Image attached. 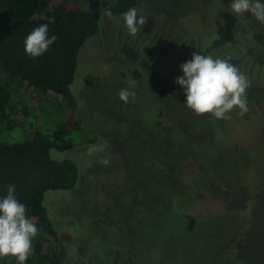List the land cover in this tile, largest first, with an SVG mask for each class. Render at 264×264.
I'll return each instance as SVG.
<instances>
[{"label": "rangeland", "instance_id": "obj_1", "mask_svg": "<svg viewBox=\"0 0 264 264\" xmlns=\"http://www.w3.org/2000/svg\"><path fill=\"white\" fill-rule=\"evenodd\" d=\"M113 2L77 0L101 24L78 54L71 85L87 142L54 153L72 158L82 179L72 192L44 196L63 264H264V24L233 13L234 42L208 52L231 0H138L147 21L136 35L101 11ZM194 52L230 58L247 75L244 116L237 109L217 120L185 106L175 80ZM121 88L135 93L128 103ZM50 101L40 104H57ZM188 215L196 223L185 233Z\"/></svg>", "mask_w": 264, "mask_h": 264}, {"label": "trees", "instance_id": "obj_2", "mask_svg": "<svg viewBox=\"0 0 264 264\" xmlns=\"http://www.w3.org/2000/svg\"><path fill=\"white\" fill-rule=\"evenodd\" d=\"M133 6L138 9V0H114L101 11L121 17ZM98 14L82 9L77 0H0V197L6 195L7 185L14 184L18 199L39 229L25 264H63L66 258L63 239L47 213L44 196L49 191L72 192L82 179V169L72 158L54 153L87 142L75 117L77 99L71 85L80 50L99 32ZM40 24H47L49 37L58 39L46 53L32 59L25 54L23 41ZM236 25L233 13H219L214 39L206 51L231 46ZM143 49L150 60L154 58L151 47ZM132 75L140 78L136 69ZM50 99L57 104H40ZM40 115L46 124L42 125ZM22 127L30 132L26 138H21ZM184 219L182 230L189 233L195 218L188 215ZM0 264H16V260L0 258Z\"/></svg>", "mask_w": 264, "mask_h": 264}, {"label": "clouds", "instance_id": "obj_3", "mask_svg": "<svg viewBox=\"0 0 264 264\" xmlns=\"http://www.w3.org/2000/svg\"><path fill=\"white\" fill-rule=\"evenodd\" d=\"M229 7L238 16L250 13L264 24V2L262 0H231ZM109 17L110 11L106 13ZM139 17V18H138ZM121 18L131 35H136L146 24L147 18L133 6L121 13ZM58 39L49 37L47 24L32 29L23 41L25 54L35 59L48 51ZM183 73L175 83L181 86L186 97L185 106L196 115L210 114L217 120L231 119L230 113L244 116L248 112L247 88L250 82L246 74L230 62V58L213 57L194 52L189 61L180 66ZM120 101L129 102L135 93L127 88L117 92ZM89 148V153L96 151ZM100 163L107 166L110 160L103 157ZM39 233L37 225L27 215V207L17 196L14 184L6 186V195L0 197V258L14 257L16 264H25L33 252L32 241Z\"/></svg>", "mask_w": 264, "mask_h": 264}]
</instances>
